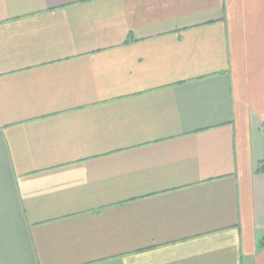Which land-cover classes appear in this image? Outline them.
Here are the masks:
<instances>
[{"label":"crops","instance_id":"0c3cea01","mask_svg":"<svg viewBox=\"0 0 264 264\" xmlns=\"http://www.w3.org/2000/svg\"><path fill=\"white\" fill-rule=\"evenodd\" d=\"M264 0H0V264H264Z\"/></svg>","mask_w":264,"mask_h":264},{"label":"trees","instance_id":"16d2710c","mask_svg":"<svg viewBox=\"0 0 264 264\" xmlns=\"http://www.w3.org/2000/svg\"><path fill=\"white\" fill-rule=\"evenodd\" d=\"M264 242L263 241H261V243H260V245H262Z\"/></svg>","mask_w":264,"mask_h":264}]
</instances>
